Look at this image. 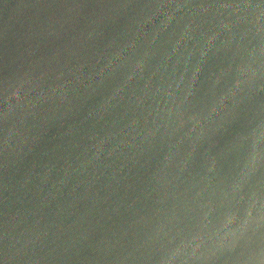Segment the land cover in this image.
Masks as SVG:
<instances>
[{"label":"water","instance_id":"water-1","mask_svg":"<svg viewBox=\"0 0 264 264\" xmlns=\"http://www.w3.org/2000/svg\"><path fill=\"white\" fill-rule=\"evenodd\" d=\"M0 264H264V0H0Z\"/></svg>","mask_w":264,"mask_h":264}]
</instances>
